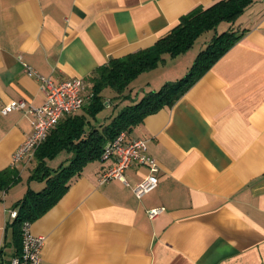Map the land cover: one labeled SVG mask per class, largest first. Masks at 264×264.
I'll return each mask as SVG.
<instances>
[{
  "label": "crops",
  "instance_id": "1",
  "mask_svg": "<svg viewBox=\"0 0 264 264\" xmlns=\"http://www.w3.org/2000/svg\"><path fill=\"white\" fill-rule=\"evenodd\" d=\"M216 1L0 0V108L20 98L43 102L40 83L25 64L54 83L83 80L85 105L97 66L150 47L187 11ZM249 7L235 28L243 29L240 38L208 70L172 104L125 130L126 139H146L159 166L158 185L137 197L132 188L147 174L144 164L126 167L125 184L116 178L97 182L112 160L88 162L61 197L29 222L31 232L44 237L41 264H264V0ZM175 57L165 55L141 72L158 70L138 90L130 83L132 99L180 78L189 65L172 76L162 71ZM31 119L0 109V170L15 165L20 178L29 176L34 153L22 164L11 159L32 131ZM35 182L28 186H43ZM25 191L8 197V189L0 190L1 264L16 252L4 210ZM154 206L164 210L148 218Z\"/></svg>",
  "mask_w": 264,
  "mask_h": 264
},
{
  "label": "trees",
  "instance_id": "2",
  "mask_svg": "<svg viewBox=\"0 0 264 264\" xmlns=\"http://www.w3.org/2000/svg\"><path fill=\"white\" fill-rule=\"evenodd\" d=\"M251 4L253 0H219L208 7L196 6L183 14L178 24L150 47L110 58L106 64L97 66L88 79L91 83L89 102L81 105V112L61 118L34 151L35 164L28 177L42 182L43 186L38 190L28 186L13 205L17 208V216L10 222L15 253L21 247V222L32 221L52 206L73 177L88 162L100 157L105 142L141 122L145 115L172 104L240 38L243 29L216 32L205 41V47L199 49L180 78L166 81L158 89H150L133 100L128 89L135 77L163 62L165 55L175 57L191 49L199 36L214 30L219 22L234 21ZM105 89L114 93L116 106L113 112L99 119V113L107 106ZM122 101L126 102L117 104ZM61 151L70 156L60 160L57 167L49 166L47 160H52ZM18 171L15 165L0 170V190H7L20 179Z\"/></svg>",
  "mask_w": 264,
  "mask_h": 264
},
{
  "label": "built area",
  "instance_id": "3",
  "mask_svg": "<svg viewBox=\"0 0 264 264\" xmlns=\"http://www.w3.org/2000/svg\"><path fill=\"white\" fill-rule=\"evenodd\" d=\"M26 73L35 77L40 83V89L44 94V100L35 105L23 98L13 99L3 105L2 113L20 110L32 117V131L16 146L12 155L13 164H18L32 157L37 145L47 137V132L59 121L63 115L73 113L81 108L84 103V81L80 78H70L54 83L29 65H24ZM144 138L126 139L125 131H121L116 137L105 142L100 159L112 160L99 174L97 182L104 183L112 178L119 179L128 184L124 171L131 163L144 164L148 168L147 174L138 179L132 188L137 197L149 193L158 185L159 166L156 159L148 154L147 143ZM164 210L163 206H154L147 209V217H156ZM8 214V220L17 216V208L4 210ZM30 221L21 222V247L8 260V264H41V247L44 243L42 235H35L30 230ZM1 264V263H0Z\"/></svg>",
  "mask_w": 264,
  "mask_h": 264
},
{
  "label": "rangeland",
  "instance_id": "4",
  "mask_svg": "<svg viewBox=\"0 0 264 264\" xmlns=\"http://www.w3.org/2000/svg\"><path fill=\"white\" fill-rule=\"evenodd\" d=\"M249 9H250V7L244 9V12H242L239 16H237L234 21H231V22H227V21L219 22L217 27L214 30L205 32L203 34V36H199V38L195 41V43L193 44V46L191 47L190 50H187L186 52L181 53L178 56H176L175 58H173L172 60L168 61L169 65L170 64L171 65L168 68H165V69L162 70L164 72V76H172V75L176 74V72H178V70H182L187 65H189V67H190L192 61H194V58H195L196 54L199 52V49L201 47H205V45H206L205 41L209 40L211 38V36L213 34H215L216 32L220 33V32H222L224 30L229 29V28H233V29L237 28V26L239 24L238 22L241 23V21L246 19V17L248 16L247 13L249 12ZM189 67H188V69H189ZM187 70L185 72H187ZM157 71L158 70L151 71L152 72L151 75H153L154 73H157ZM162 71L160 73H162ZM151 72H147V73L145 72V73H142L141 75H139L138 77H136V79L133 82H131L130 88L134 89L133 91L138 90L139 86H140V83L142 84L143 80H145L146 77L148 75H150L149 73H151ZM113 96H114V93L108 92V91L106 92L105 101H106V104H107V109L104 108L100 112V114H103L104 112H106L101 117H103L104 115L106 116L110 112H113V110H114V108L116 106V104H115L116 99ZM119 103H121V102H119ZM119 103H117V104L121 105ZM100 114H99V116H100ZM63 155H64V152L58 153L55 157H53L54 159H52L50 161L47 160L49 162L48 165L51 166V167H57L59 162H60V160H62L64 158ZM32 162L34 163L33 159L30 160V163H32ZM20 163L22 164V162H20ZM29 182H30V184H31V186L33 188H35L36 186L39 185L38 183L35 182V180L30 179L27 176L26 172H24L21 175L20 179H18L16 182L10 184V186L8 187V194H9L8 197H10V195L13 192L18 191L21 188L26 189Z\"/></svg>",
  "mask_w": 264,
  "mask_h": 264
}]
</instances>
